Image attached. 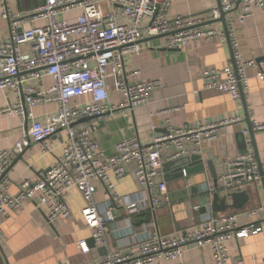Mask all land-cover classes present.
I'll list each match as a JSON object with an SVG mask.
<instances>
[{"label":"built area","instance_id":"obj_1","mask_svg":"<svg viewBox=\"0 0 264 264\" xmlns=\"http://www.w3.org/2000/svg\"><path fill=\"white\" fill-rule=\"evenodd\" d=\"M5 1L1 0L4 4ZM105 5L111 9H104ZM234 5V0H220V5L211 11L212 20L218 19L221 13L225 16L234 66L204 69L202 79L205 89L223 91L233 100H239L241 90L248 87V67L264 83V58L242 56L235 22L243 23L255 10L264 12V0H239L236 18L231 16ZM169 6L170 0H44L40 7L27 13L29 19L42 21V25L23 30H19L16 16L4 7L2 15L11 21V38L0 42V90H10L16 99L0 109V113L28 121V128L10 149L0 151V217L18 209L22 201L31 200L44 212L48 223L65 219L70 215L65 197L75 188L84 200L81 217L91 230L94 246L105 248L109 242V224L116 217L113 205L102 210L98 207L94 197L98 183L110 192L113 203L122 204L129 215L152 213L162 204L158 194H164L168 200L166 181L159 173L163 163L161 153L174 149L167 160L178 159L188 154L187 145L200 152L205 143L216 138L219 126L239 120L234 117L177 127L167 118L165 132L154 136L150 143L142 144L136 136L125 138L115 144L112 153L100 146L89 128L80 126L79 120L85 117L96 119L108 111H132L138 105L147 104L149 92L162 87L159 79H139L138 70L126 72L124 69V56L138 54L143 38L162 36L164 48L177 49L194 40L224 36L225 32L213 23L204 24L200 19H186L181 15L169 18ZM74 9L81 10L74 20L59 17ZM23 44L29 45L27 52L21 51ZM44 76L53 79L51 86L39 89L30 84ZM111 78L120 96L115 106L109 103L108 79ZM80 96H89V99L84 103L73 102ZM46 103H56L58 108L46 116L45 122H40L32 109ZM251 128L264 130V123H252ZM59 130H64L65 137L55 162L39 178L24 179L18 191L10 193L5 172L13 158L30 143H40L46 152L50 145L47 140ZM245 132L240 129V133ZM244 138V150L224 163L217 186L209 190L210 194L217 192L229 199V194L238 192L246 184L264 182V159L256 157L251 142ZM130 164L141 188L139 200L124 199L116 190V181L126 174ZM181 173L186 176V169ZM199 207L195 205L193 209ZM263 213L264 208L258 206L206 216L183 231L165 235L155 232L130 247L109 249L99 264H158L160 261L182 264L189 245L208 247L214 264H242L241 260L232 258L228 242L263 231L264 224L258 220ZM241 218L252 220L240 223ZM125 221L124 225H130L128 219ZM76 245L83 253L89 252L86 240H79Z\"/></svg>","mask_w":264,"mask_h":264},{"label":"crops","instance_id":"obj_2","mask_svg":"<svg viewBox=\"0 0 264 264\" xmlns=\"http://www.w3.org/2000/svg\"><path fill=\"white\" fill-rule=\"evenodd\" d=\"M234 1L231 16L236 18L240 6L239 0ZM43 2L44 0H6L4 4L0 0V42H7L11 38V21L3 17L4 7L11 15L16 16L19 30H23L42 25V21L29 19L27 13L40 7ZM219 2L220 0H170L167 15L169 18L181 15L186 19H200L207 23L212 20L211 11L218 7ZM104 9H111V6L105 5ZM80 12V9H74L59 17L74 20ZM213 24L224 31L222 22L216 20ZM234 31L245 59L264 58L263 11L255 10L243 23L235 22ZM163 44V37L143 38L139 42L138 54L129 53L124 56L126 72L138 70L139 79H159L163 83L161 88L149 92L147 104L138 105L132 111H108L103 117L79 121L80 126L89 128L100 146L107 153H112L115 144L125 138L136 136L142 144L150 143L154 136L165 132L167 118L177 127H192L199 121L219 122L234 117L239 120L219 126L216 138L205 143L200 152H195L187 145L188 154L180 159L167 160L174 149L161 153L163 163L159 173L160 178L166 181L168 200H165L164 194H158L162 204L152 213L129 215L122 204L113 203L110 192L98 183L94 196L98 207L102 210L107 205H113L116 217L109 224V242L105 248L95 247L91 242V230L81 217L84 200L77 189H71L65 197L70 215L51 224L35 202L22 201L18 209L0 217V264H99L101 257L109 249L130 247L155 232L162 235L180 232L198 224L206 216L236 211L229 207L214 213L209 206L213 194L209 190L215 185L207 162L213 163L218 177L224 170V163L244 150V137L251 142L253 151L255 147L256 157L264 159V130L253 131L252 141L241 98L233 100L226 92L203 87L204 69L234 66L230 40L224 34L211 40H194L177 49L164 48ZM29 48L28 44L20 47L22 52H27ZM246 74L248 87L243 94L251 124L264 123V83L255 76L253 68L248 67ZM30 84L44 89L53 84V79L44 76L41 80H32ZM108 92L110 106L117 105L120 96L112 78L108 79ZM15 99L16 96L10 90H0V109L14 103ZM88 99L89 96H80L73 99V102L84 103ZM57 108L56 103H46L34 106L32 111L40 122H45L46 116ZM173 108L168 113L163 112ZM27 128L28 121L0 113V151L10 149L24 136ZM240 129L246 132L242 134ZM64 137V130H59L47 140L50 145L46 152H43L40 143H30L22 153L14 157L5 174L9 180L8 191L16 193L24 179L34 180L43 175L60 155ZM199 160L202 161L201 164L197 162ZM185 167L190 172L183 176L179 171ZM133 171V165H128L126 174L116 181L115 186L124 199L139 200L142 197L141 188ZM237 191L248 194L247 202L238 210L258 206L264 208L262 182L246 184ZM230 202V199H226L227 204ZM195 205H200L198 210L193 209ZM125 219H128L130 225H124ZM250 220L241 218L240 223ZM258 220L264 224V213ZM82 239L88 243L87 253L77 248V241ZM228 249L232 258L241 260L242 264H264V230L248 237L232 239L228 242ZM182 264H214V259L208 247L189 245L185 248Z\"/></svg>","mask_w":264,"mask_h":264},{"label":"water","instance_id":"obj_3","mask_svg":"<svg viewBox=\"0 0 264 264\" xmlns=\"http://www.w3.org/2000/svg\"><path fill=\"white\" fill-rule=\"evenodd\" d=\"M219 5H220V2H219ZM216 20L222 22L225 35L228 36L227 35V27H226V21H225L224 14L221 13L220 17L218 19H216ZM216 20H211V21H209L207 23H204V24H208V23H211V22L213 23ZM157 37H162V36H157ZM240 98L242 100V104H243V107H244L245 121L248 123L250 136H251V139L253 141V130L251 128V121H250V117H249V112H248L247 104L245 102V98H244V94H243L242 90H241V93H240ZM103 116L104 115L102 114L99 117H103ZM90 119H91V117H85V118L80 119L79 121L80 122L81 121H88ZM254 151H255L256 156H257V152H256L255 147H254ZM197 162L200 163V164L202 163V161H200V160L197 161ZM207 165L209 167L211 176L214 179V185L217 186V177H216V172H215L214 165H213V163L211 161L207 162ZM185 169H186V172L188 174L190 172V169H188L187 167H185ZM6 172H7V170H6ZM6 172H5V174H6ZM179 173L182 175L181 171H179ZM262 184H263V187H264V182H262ZM210 198H211V200H210V205L209 206L211 207L213 212L216 213V212H219V211H224V210H226L229 207L233 208L235 210L241 209L244 206V204L247 202V200H248V194L245 191L232 192L231 194H229V199L231 200V202L228 203V204L226 203V197H220L217 192L213 193ZM203 209L205 210L206 207H204ZM91 242L94 245L93 239H91Z\"/></svg>","mask_w":264,"mask_h":264}]
</instances>
